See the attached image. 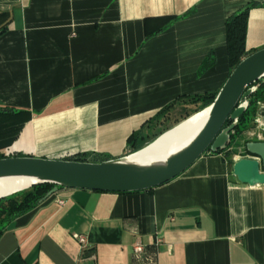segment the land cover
<instances>
[{"label": "crops", "instance_id": "obj_1", "mask_svg": "<svg viewBox=\"0 0 264 264\" xmlns=\"http://www.w3.org/2000/svg\"><path fill=\"white\" fill-rule=\"evenodd\" d=\"M248 3L0 0V152L126 154L127 137L138 143L165 106L219 89L224 22ZM263 46L264 2L248 11L245 50ZM249 100L224 150L158 186L58 188L6 217L0 264H264V184L241 183L231 168L246 141L264 140V79Z\"/></svg>", "mask_w": 264, "mask_h": 264}, {"label": "water", "instance_id": "obj_2", "mask_svg": "<svg viewBox=\"0 0 264 264\" xmlns=\"http://www.w3.org/2000/svg\"><path fill=\"white\" fill-rule=\"evenodd\" d=\"M262 78L264 46L236 64L206 106L208 112L200 127L183 145L163 156L137 159L132 157L135 150L96 162L18 155L0 157V178L18 176L28 180L25 187L0 198L39 183L52 184L42 200L58 188L134 192L158 186L181 174L204 152L216 153L226 148L231 132L248 108L255 88L253 83ZM243 149L247 155L233 161L232 174L241 183L264 184V140L246 141Z\"/></svg>", "mask_w": 264, "mask_h": 264}, {"label": "trees", "instance_id": "obj_3", "mask_svg": "<svg viewBox=\"0 0 264 264\" xmlns=\"http://www.w3.org/2000/svg\"><path fill=\"white\" fill-rule=\"evenodd\" d=\"M262 3H254L249 2L245 6H243L240 10H238L236 13L231 14L228 16L224 22V31H225V51H226V59H227V65L229 68V72L236 66V64L244 58L246 55H248L252 51H246L245 50V36H246V22H247V16L248 11L250 7L253 5H258ZM7 14L5 12H0V16L4 19V17ZM5 28V26L0 27V32ZM208 60V59H207ZM208 65V62L205 61L202 64V68H205ZM228 72V73H229ZM264 79V78H262ZM261 79L257 80L253 83V85H256L259 83ZM217 92V91H216ZM216 92L212 93H203L201 95H193L186 97L189 103H197L201 102L203 106H207L212 101L213 97L215 96ZM249 102H251L249 100ZM173 103H170L169 105L165 106L162 110H160L149 122L148 126L152 125L155 122L163 121L165 117H167L169 114V108L173 106ZM248 110L240 117L238 121V125L242 124L243 119L245 118V114H247ZM20 113H25V111H21ZM29 115L25 116V119H28ZM227 121L226 123H228ZM238 125L236 128L232 131L231 135L235 130L238 129ZM137 133H131L127 139L126 142L130 148V150H134L135 148V140L137 138ZM142 137V136H141ZM220 152V151H218ZM16 156V154L12 153H5L0 152V157L5 156ZM229 156V154H227ZM65 159L70 160H78V161H101L105 158L98 154H91V153H76L71 156L65 157ZM52 187V184L50 183H39L32 185L31 187L15 192L11 195H8L4 198H0V233H1V221L5 219L8 216H11L12 214L20 213L22 211H25L39 202L43 201L44 195L47 193V191ZM122 193V192H119ZM86 253H88L86 251Z\"/></svg>", "mask_w": 264, "mask_h": 264}, {"label": "bare ground", "instance_id": "obj_4", "mask_svg": "<svg viewBox=\"0 0 264 264\" xmlns=\"http://www.w3.org/2000/svg\"><path fill=\"white\" fill-rule=\"evenodd\" d=\"M207 112L208 108L205 107L199 112H196L189 119L179 122L170 130L161 133L149 144L136 150L132 157L137 159H149L163 156L174 151L196 132L203 123ZM27 184L28 180L24 177H2L0 178V196L18 188L25 187Z\"/></svg>", "mask_w": 264, "mask_h": 264}, {"label": "rangeland", "instance_id": "obj_5", "mask_svg": "<svg viewBox=\"0 0 264 264\" xmlns=\"http://www.w3.org/2000/svg\"><path fill=\"white\" fill-rule=\"evenodd\" d=\"M212 92H216V90L210 92L195 93L191 95H181L177 99V101L174 102L173 106L169 108V115L165 117L163 121L155 122L152 125L148 126L147 129H145V131L143 132L141 140L135 144L134 150H130L129 148L126 154L144 147L145 145L155 140L161 133L170 130L179 122L189 119L196 112H199L206 107L203 106L201 102L189 103L186 97ZM250 104L251 102L248 103L247 110H249Z\"/></svg>", "mask_w": 264, "mask_h": 264}, {"label": "built area", "instance_id": "obj_6", "mask_svg": "<svg viewBox=\"0 0 264 264\" xmlns=\"http://www.w3.org/2000/svg\"><path fill=\"white\" fill-rule=\"evenodd\" d=\"M68 156H71V155H67L66 157H68ZM91 162H96V161H91ZM57 202L59 203V204H63V199H58L57 200ZM77 240L80 242V243H83V242H85V237L84 236H82V235H80V236H78L77 237ZM142 245L139 243V242H136L135 244H134V246H133V250H134V252H141L142 251Z\"/></svg>", "mask_w": 264, "mask_h": 264}]
</instances>
